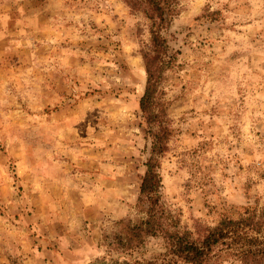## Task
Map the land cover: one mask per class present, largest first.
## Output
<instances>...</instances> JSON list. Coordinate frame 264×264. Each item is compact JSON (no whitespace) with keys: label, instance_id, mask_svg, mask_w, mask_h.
<instances>
[{"label":"rangeland","instance_id":"374dc122","mask_svg":"<svg viewBox=\"0 0 264 264\" xmlns=\"http://www.w3.org/2000/svg\"><path fill=\"white\" fill-rule=\"evenodd\" d=\"M175 4L157 94L171 132L160 193L196 232L264 210V0ZM150 25L124 0H0V264L162 252L160 238L133 255L115 246L121 221L145 218Z\"/></svg>","mask_w":264,"mask_h":264},{"label":"trees","instance_id":"16d2710c","mask_svg":"<svg viewBox=\"0 0 264 264\" xmlns=\"http://www.w3.org/2000/svg\"><path fill=\"white\" fill-rule=\"evenodd\" d=\"M124 1L132 9L142 10L151 23V46L142 52L147 80L139 104L152 146L137 202L145 218L136 224L121 221L115 246L133 255L150 239H162V252L151 258H135L133 264H219L228 259L239 264H264V210L253 209L237 219L224 217L215 227L196 232L181 230L169 216L160 193V158L168 149L171 132L157 94L164 70L174 59L162 32L170 25L177 0Z\"/></svg>","mask_w":264,"mask_h":264}]
</instances>
